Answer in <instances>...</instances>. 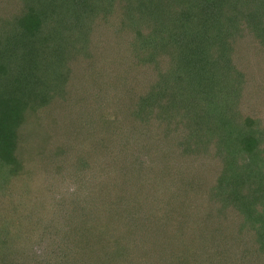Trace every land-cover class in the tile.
<instances>
[{
    "label": "trees",
    "instance_id": "1",
    "mask_svg": "<svg viewBox=\"0 0 264 264\" xmlns=\"http://www.w3.org/2000/svg\"><path fill=\"white\" fill-rule=\"evenodd\" d=\"M223 1L201 0L198 15L186 0H14L17 11L0 0V160L20 180L34 169L50 171L33 205L49 200L55 212L41 210L33 217L29 211L28 225L20 216H0L14 225L12 233L3 229L0 235V264L5 257L16 264H74L69 254L74 244L92 245L95 229L109 242L103 247L109 252L107 264H264V121L252 117L256 108L264 112V0H243L228 15ZM151 2L163 5L168 18L146 9ZM105 5L114 40L129 37L127 60L115 64L130 75L125 88L130 96L116 105L115 95H107L111 102L87 105L98 111V152L75 151L59 135L54 163H45L46 146L54 137H48L51 125L79 124L55 115L48 125L44 109L55 98L58 104L69 100L74 89L68 87L69 69L93 27L103 36L105 29L94 16ZM162 21H169L173 33L153 39L148 30L157 32ZM221 21L226 25L214 32ZM244 30L261 39L262 61L256 67L240 57L239 69L230 51L242 45L238 39ZM167 40L175 45L173 52L181 43H193L194 51L190 46L186 54L188 67L179 64L181 56L166 55L162 45ZM150 48L159 54L145 55ZM175 59L176 64L170 62ZM140 127L145 129L143 154L132 148L130 136L141 133ZM168 130L183 134L171 138ZM192 152L201 156L195 171L188 164ZM211 167L218 172L206 181ZM227 208L239 216L225 218ZM126 235L131 238L124 244ZM41 236L45 244L38 246ZM35 237L27 248L10 243Z\"/></svg>",
    "mask_w": 264,
    "mask_h": 264
},
{
    "label": "rangeland",
    "instance_id": "2",
    "mask_svg": "<svg viewBox=\"0 0 264 264\" xmlns=\"http://www.w3.org/2000/svg\"><path fill=\"white\" fill-rule=\"evenodd\" d=\"M14 0H8V6L11 7V3ZM201 0H186V2L190 3V5L194 6L195 8V14L199 15V11L201 10L199 7H197L196 5H201L198 2H200ZM223 1V0H222ZM243 0H225V2L223 1L222 3V10L226 11V14H230V12H232V9H236L239 7H241L240 2ZM124 1L122 4H125ZM146 5H144L147 9L150 8V11L152 10L151 13H153V15H155L156 17L160 16V15H164L165 13H163L164 11H162V7L163 5H159L156 2H151L150 4L145 3ZM240 4V5H239ZM14 10L17 7V3L13 4ZM110 5V4H109ZM109 5H105L103 6V9H97V13L96 16H94V21L96 22L95 24L98 26H100V29H105L103 30V36H99V33L97 31L98 28L93 27L92 32H91V36L89 39V41H86L83 48L80 50V54L78 53V55L73 59V63H72V69H69V72L72 74V79L70 78L68 81V87L74 86V89L71 93V96L69 97V100L67 99L66 101H64L63 104H58L59 100L58 99H54L52 100L49 104L50 107L46 108L48 106L45 107V112L47 113V117L45 118L44 122H46L48 125H51V121H55L56 119H54L55 115L56 117H58V119L60 120H64V119H68L69 121H71V119L74 122H77L79 124V127L76 126L74 123H66V125L62 126L59 125L57 122L56 126L51 125V133L48 132V137L54 135L53 139H51V141H49V144H47V148H46V152H44L43 158L45 159V163L48 162V160H50L52 163H54L55 160V150L53 144L56 145V140L55 137L59 136L62 137L64 140L63 143H66L65 141H69V143L72 145L73 149L75 151H79L81 150L83 153L85 152H98L96 149L98 146H96V143L98 142V135L99 132L98 130H96V122H98V111H96V109L93 108L90 109L88 108L87 105H93V101H99L100 99H104V101H109L111 102L112 97L107 98V95H115L114 98L112 99V104L115 103L118 104V102H122L124 101V99L126 97H129L130 94H125V88L127 87V84L130 81V75L127 74H123L121 70V67L116 66L115 62L118 63L117 61H120L122 59V61L125 63V61L128 58V43H127V38L129 39V37L126 36V40L124 38H122L121 40H119V42L115 41L113 38V34H112V29L109 30V12L106 11L104 12V10L106 9V7H108ZM7 6V7H8ZM150 6V7H149ZM99 7V6H98ZM200 7H203L202 5ZM110 8V7H109ZM164 8V7H163ZM170 8V7H169ZM18 9V7H17ZM17 9L15 11H17ZM145 9V10H146ZM178 8H176L177 10ZM211 9H215V8H211ZM127 9H125L126 11ZM147 11V10H146ZM243 11L245 12V10L243 9ZM226 15L224 14V18ZM167 17V16H165ZM168 18V17H167ZM195 18V17H194ZM112 19V18H111ZM224 24H219V22L216 24L215 28H214V32H218L219 29H221V26H225L226 23L224 21H221ZM179 24V22H178ZM192 24V23H191ZM242 26V23L240 24ZM239 25V27H240ZM169 21L165 22L162 21V24L159 25V29L157 32L154 31H150L148 30V33L152 36L153 39H157L160 36L163 35L164 31L168 32V33H173L172 30H169ZM184 29V28H183ZM150 31V32H149ZM213 31V30H212ZM129 36V33H125ZM146 35L144 34L143 38H145ZM169 38V37H168ZM238 46L241 45L240 47H238L234 52L233 50L230 51V54H232V57L234 55V63L236 64V67H238L239 69H241V64L240 63V57H248L249 61L253 64L255 63V66L257 67V63L259 60H261V56L259 54L261 46H262V41L259 38V40H256V38H253V36H251L249 33H247L244 30V37H240V39H238ZM83 41V40H82ZM193 41V40H192ZM195 42V40H194ZM189 45L193 48L194 51V47H193V43L192 42H188ZM197 44V42H196ZM181 46L179 47V49H177V51L173 52V50H175V45L173 44H168V40L164 43V45H162L165 49H166V55H168L170 57V59L175 58L177 56H181L180 60H179V64L182 62V64H186V65H181L183 68H185L187 66V59L190 60V58H188V56L186 55L188 52L187 50H191L190 46H188L187 44H180ZM162 49V47H161ZM197 49V47H196ZM173 52V53H172ZM190 52V51H189ZM147 54H151L153 56H157L159 54V52L157 50H153V49H149L147 52H145V55ZM236 57V60H235ZM178 58V57H177ZM239 62V64H237L236 62ZM262 60H264V58H262ZM261 60V61H262ZM171 63H175L176 64V59L173 61H170ZM127 63V62H126ZM262 63H264L262 61ZM188 67V66H187ZM244 68V66H243ZM144 72H147L149 76H151L152 72L150 73V69L147 70H143ZM155 76V74H154ZM141 78H143L141 76ZM128 80V83H126ZM176 85H180V83L176 82ZM171 88H177L176 86L172 85ZM124 89V90H122ZM177 90H179V88H177ZM98 92H101L102 94H99ZM98 94V96L96 95ZM103 94L106 95L103 96ZM92 103V104H91ZM180 106V105H177ZM44 108V106H43ZM42 109V108H41ZM90 109V110H89ZM256 112L252 113V117L254 119H258L261 118L264 121V112L263 113H259L258 112V108L254 109ZM89 113V117H84L86 116L85 114ZM175 112V109L173 108V112ZM90 119V126H88L89 124L86 123L87 119ZM208 124L209 126L212 125V117L208 118ZM182 123V122H181ZM58 127V129L56 128ZM140 132L141 133H134L131 132L130 136H131V140H133L134 142H132V148L136 149L137 151H140L142 154L145 152L144 148H145V143H143L144 141V130L142 127H140ZM33 130H35V128L33 127L30 131L33 133ZM169 135H172L173 133V137H176L177 135H181V133L183 134V131H174L172 132L171 130L167 131ZM74 151V152H75ZM136 151V152H137ZM80 153V152H79ZM78 153V154H79ZM194 152H192L193 154ZM182 153H180L179 155H181ZM194 156H188L189 158V166L191 168V171H195V167H197V165H199V162L201 161V156H197V154H193ZM203 158V157H202ZM39 161L36 160V162ZM178 162H184V159H180V156H178ZM153 164H156V162H154ZM162 164L159 163V165ZM5 162H3L2 160H0V216H5V217H10V216H20V219H24L23 221L25 222V224H29L30 220H28V216L30 217V214H27L29 211L31 212V214L33 215V217H35L37 214L40 213V211L42 210L43 213H46L47 211L49 212H53V207L51 206L49 200L45 203L42 201H39L36 203V206L33 205V201L35 200V198L38 196V193H43V188H41L42 186L40 185L41 183H43L42 179H46L49 180L47 178H45L46 176L49 178V173L48 172H44V170L41 169H34L33 173L31 174V176L29 178H26L24 180H20L18 177H12L9 175V171L8 168H5ZM51 165V164H50ZM48 165V166H50ZM174 165V164H173ZM172 165V166H173ZM212 170V171H211ZM210 172H208L209 174L206 173V181L209 180H213V177L215 176V173L217 174L218 172V168L216 167H211ZM52 172V171H51ZM190 172V171H189ZM200 179H201V171L199 172V174H197ZM29 176V174H28ZM189 176V174H188ZM217 176V175H216ZM51 177V176H50ZM54 180L53 178L50 179V181ZM71 183V182H70ZM70 183H65L64 186L69 185ZM38 185H40L39 187H37ZM74 185L76 184H70L69 188H72ZM57 187H59V185H56ZM78 185H76L77 187ZM82 187V186H81ZM79 188L81 191H84L85 186H83L82 188ZM89 189H91V185L88 186ZM97 187V186H96ZM69 190V189H68ZM49 195V194H48ZM87 196V195H86ZM90 196L88 195L87 198H89ZM91 198H94V196H92ZM82 202H85V200H83ZM95 202V201H94ZM40 203L44 204V207L42 208L40 206ZM98 203V202H97ZM18 208H15L16 206H18ZM51 206V207H50ZM50 207V209H49ZM55 212H53L54 214ZM236 214V216L238 217L239 215L236 213V211L234 209H229L227 208V210L225 211L224 215L225 218H231ZM51 214V215H53ZM4 219V218H3ZM13 222H16L13 221ZM24 222L22 223V225L20 227L25 226ZM192 225V224H191ZM13 224H6L5 219L4 221H0V235L4 234V230L5 229H9L8 231L10 233H12L11 228L13 227ZM97 225L94 226V228H92L93 230L96 228ZM84 228H87L86 226H84ZM187 227H184L183 229H185L186 231H190L191 228L186 229ZM4 229V230H3ZM25 229V228H24ZM23 229V230H24ZM244 229V228H242ZM92 230V231H93ZM7 231V230H6ZM95 232L98 231V236L95 237H90V241H93V244L89 246L90 243L88 244H84V243H76L74 244L75 247L72 248V250L70 251V258L72 260V262L74 264L79 263L80 261H83L81 264H83L84 262H86V258L89 260L87 263L88 264H107V257L109 255L108 249L107 248H103L106 246H108L109 242L106 239V236H103V231L101 234H99V230L95 229ZM181 233H183V230L181 231ZM240 233L245 234L243 231H240ZM246 235V234H245ZM48 236V240L51 239L52 235H47ZM40 237V236H39ZM39 237H35L34 239H27L26 241L22 238L20 239H15V241L10 242L15 244L17 247L22 246L24 247V245L26 246V248L31 245L33 242H35V240H37ZM42 237L40 238V241L42 240ZM239 237V236H238ZM131 236L126 235L123 242L124 244H126L129 240H130ZM129 239V240H128ZM240 239V237H239ZM39 242V241H38ZM136 242V240L134 239L132 241V243ZM92 243V242H91ZM247 243V238L242 242L243 244ZM44 240H42L41 242H39L37 245H44ZM105 244V245H104ZM174 244L176 243H172L170 246L172 247ZM238 243H233V245H237ZM178 245L176 246V248H178ZM98 250L96 252H94V250L92 251V248ZM247 247V246H245ZM238 250V249H237ZM253 250V249H252ZM239 251L241 252V250L239 249ZM10 252V248L9 246L3 250V253L5 255H7ZM243 253V252H242ZM105 260V261H103ZM5 264H16V263H10L8 261V258H4ZM244 261V260H243ZM129 261H120L116 264H128ZM241 262H235L234 264H240ZM57 264V263H56Z\"/></svg>",
    "mask_w": 264,
    "mask_h": 264
}]
</instances>
